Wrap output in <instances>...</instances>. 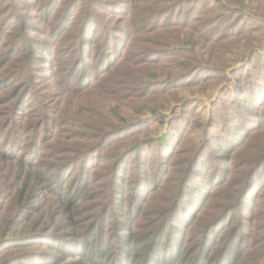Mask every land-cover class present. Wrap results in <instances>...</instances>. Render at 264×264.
Masks as SVG:
<instances>
[{"label":"trees","instance_id":"obj_1","mask_svg":"<svg viewBox=\"0 0 264 264\" xmlns=\"http://www.w3.org/2000/svg\"><path fill=\"white\" fill-rule=\"evenodd\" d=\"M263 167L264 0H0V264H264Z\"/></svg>","mask_w":264,"mask_h":264},{"label":"rangeland","instance_id":"obj_2","mask_svg":"<svg viewBox=\"0 0 264 264\" xmlns=\"http://www.w3.org/2000/svg\"><path fill=\"white\" fill-rule=\"evenodd\" d=\"M49 54L50 53H44L43 56L42 55H38L41 58V60L38 61V64L40 63L42 66H44V72L42 74L48 72V70L50 69V65L45 63V58L48 59L50 57ZM244 82H246V79H244ZM234 83H232L231 86H233ZM190 95L191 94L189 92L186 93V96H190ZM224 96H225V94L221 93L218 90V88H216V90L214 88H211L208 91L199 93V94L195 95V97H190V98L197 99L199 101L201 107H203V109H201V112L203 113V116L205 118H207L208 114H209V112L211 110V103L217 101L218 97L221 98V97H224ZM167 114H170V113L168 112ZM192 117H194V116H192ZM154 130H156L155 133L150 132L148 136L155 137V136H158L161 133L165 134L166 132L171 131L172 128L168 129V125H163V126H159L157 129H154ZM157 131H158V134H157ZM176 132H177V130H176ZM145 136H147V135H143L141 138H145ZM188 136H191L192 138H199L200 130L199 129H194V130H192L189 133ZM187 145H188V140L184 142V146H187ZM210 146H213V147H210ZM219 153L220 152H219L216 144H214V142L211 140L208 143V147L204 151L203 155H206V154L216 155V154H219ZM261 171L264 172V167L261 169ZM122 196L123 195H119L118 198L121 199ZM10 254H11V252L9 251V252H6L4 256H8Z\"/></svg>","mask_w":264,"mask_h":264}]
</instances>
